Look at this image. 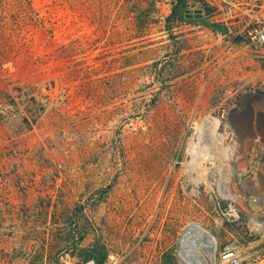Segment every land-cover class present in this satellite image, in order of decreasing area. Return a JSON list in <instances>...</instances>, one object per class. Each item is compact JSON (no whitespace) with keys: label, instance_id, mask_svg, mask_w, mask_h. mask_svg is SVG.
<instances>
[{"label":"rangeland","instance_id":"374dc122","mask_svg":"<svg viewBox=\"0 0 264 264\" xmlns=\"http://www.w3.org/2000/svg\"><path fill=\"white\" fill-rule=\"evenodd\" d=\"M176 3L0 0V264H185L194 223L216 238L215 264L230 247L264 264V227L227 214L264 185L255 114L214 172L194 140L243 80L216 48L264 26V0H185L169 18Z\"/></svg>","mask_w":264,"mask_h":264},{"label":"built area","instance_id":"2783aa9c","mask_svg":"<svg viewBox=\"0 0 264 264\" xmlns=\"http://www.w3.org/2000/svg\"><path fill=\"white\" fill-rule=\"evenodd\" d=\"M245 41L243 44L229 42L226 45L216 48V51H226L233 58L228 65L231 67L230 77L243 79L238 84L228 89L221 99L216 101L214 107L208 111L201 123L195 127L194 140L195 147L202 146L201 160L215 164L216 148L221 146L224 149V139L216 133L209 134V139L198 138L201 128L208 132L214 131L218 126L222 129H233L238 131L234 142L241 145V128L238 122L241 116L255 114L248 117L251 123L250 129L258 132L254 135V142L258 148L259 173L264 177V26L261 24L246 28L244 31ZM220 53V52H219ZM238 53H241L238 55ZM214 55L212 62L217 59ZM253 114V115H254ZM206 125V127H205ZM202 141V142H200ZM224 153L230 157L229 150L224 149ZM200 160V161H201ZM212 171V170H211ZM236 200L230 199L227 214L233 220H238L241 215L248 217L253 226L259 230L264 227V185L258 188L257 193H250L243 190L242 194L236 196ZM256 214V215H254ZM263 218L262 223L255 225L253 218ZM227 264H255L252 255L238 256L235 247L226 248L223 255ZM108 264H121V260L115 253L108 254ZM93 264V261L87 263Z\"/></svg>","mask_w":264,"mask_h":264},{"label":"bare ground","instance_id":"6f19581e","mask_svg":"<svg viewBox=\"0 0 264 264\" xmlns=\"http://www.w3.org/2000/svg\"><path fill=\"white\" fill-rule=\"evenodd\" d=\"M206 127V125H205ZM205 128H201L199 133H198V138L201 139L202 136L204 138H208L209 139V134L208 132H206L204 130ZM214 133H216L217 135H220L219 133H221L223 139H224V149H227L230 151V154L237 152V149L240 147V145H238L236 142H234V138L235 136L238 134V131L233 130V129H222L221 126H218L214 129ZM213 133V134H214ZM202 135V136H201ZM252 136V134H251ZM250 136V137H251ZM249 138V137H248ZM247 138V139H248ZM246 139V138H245ZM252 139V138H251ZM202 142V141H200ZM201 146V145H200ZM202 147V146H201ZM221 146L217 147L215 150V154L216 156L219 158L222 157V153H224V149H222V151H220ZM220 149V150H219ZM224 159H228L229 157L224 153ZM234 156V155H233ZM201 155H199L197 157V160L200 161L201 160ZM217 158V159H218ZM205 161V160H204ZM227 161V160H226ZM230 161V160H229ZM202 162V161H201ZM206 162V161H205ZM204 162V163H205ZM225 163V162H224ZM203 164V163H202ZM223 163H221L222 165ZM226 164V163H225ZM225 164H223V166H225ZM231 164V163H230ZM196 165V164H195ZM201 166V165H200ZM204 167V166H203ZM202 167V168H203ZM215 164H211L210 162L206 163V167L205 170H209L211 171L212 169H214ZM220 170L217 171V174L220 173ZM226 170V169H224ZM213 171V170H212ZM229 171V170H228ZM208 172V171H207ZM214 172V171H213ZM224 172V171H223ZM205 173V172H204ZM216 173V172H215ZM206 176V175H205ZM210 176V175H209ZM214 180V179H213ZM216 187V186H215ZM223 188V187H222ZM229 188V187H228ZM219 191V190H218ZM234 191V190H232ZM240 193V192H239ZM234 199V198H233ZM256 215V214H254ZM262 219L263 218H258V217H254L253 221L255 223V225H258V223H262ZM264 220V219H263ZM195 245H197V248L195 247ZM202 248L205 254H201L199 261L196 260V258L198 256L197 255V249ZM217 247V241L216 238L213 236L212 233H210L206 228H204L203 226L199 225V224H190L188 225L182 236L180 239V252H179V257L181 258V260L185 263V264H207L211 261L212 264L214 263V255L216 252V248ZM201 251V250H200ZM198 259V258H197ZM205 259V260H204ZM222 259H225V257L223 256ZM207 262V263H206ZM225 264H227V261L224 262Z\"/></svg>","mask_w":264,"mask_h":264},{"label":"trees","instance_id":"16d2710c","mask_svg":"<svg viewBox=\"0 0 264 264\" xmlns=\"http://www.w3.org/2000/svg\"><path fill=\"white\" fill-rule=\"evenodd\" d=\"M28 3H30V0H27ZM185 0H177V3L174 5L171 15L169 18L176 17V18H182L183 11L182 8L185 7Z\"/></svg>","mask_w":264,"mask_h":264}]
</instances>
